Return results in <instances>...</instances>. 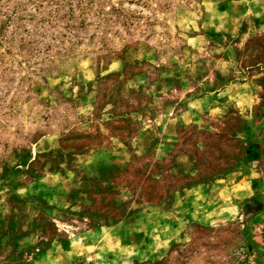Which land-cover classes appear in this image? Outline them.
Masks as SVG:
<instances>
[{
    "label": "rangeland",
    "instance_id": "374dc122",
    "mask_svg": "<svg viewBox=\"0 0 264 264\" xmlns=\"http://www.w3.org/2000/svg\"><path fill=\"white\" fill-rule=\"evenodd\" d=\"M0 264H264V0H0Z\"/></svg>",
    "mask_w": 264,
    "mask_h": 264
}]
</instances>
